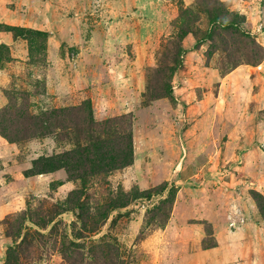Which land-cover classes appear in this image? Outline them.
I'll use <instances>...</instances> for the list:
<instances>
[{
    "label": "rangeland",
    "instance_id": "obj_1",
    "mask_svg": "<svg viewBox=\"0 0 264 264\" xmlns=\"http://www.w3.org/2000/svg\"><path fill=\"white\" fill-rule=\"evenodd\" d=\"M220 5L236 29L212 24ZM183 12L192 33L165 96L156 69ZM86 101L93 121L74 110L38 130L44 111ZM127 121L130 165L38 173ZM255 193L264 0H0V264H264Z\"/></svg>",
    "mask_w": 264,
    "mask_h": 264
},
{
    "label": "trees",
    "instance_id": "obj_2",
    "mask_svg": "<svg viewBox=\"0 0 264 264\" xmlns=\"http://www.w3.org/2000/svg\"><path fill=\"white\" fill-rule=\"evenodd\" d=\"M214 1V0H213ZM217 2V0H215ZM186 12L180 16L179 31L176 34L177 40L173 42V50L171 52H162V56L165 60H159V67L156 71H160L164 77L162 82V88L165 96H170L171 86L170 77L175 71L182 65L183 56L186 54V49L183 47L181 41L189 33V21ZM238 16L233 15L227 9L223 8V5L217 7L215 13L210 15L212 24L223 29H236L238 25ZM11 30H16L11 28ZM169 63V64H167ZM237 63H233L232 66ZM81 110L84 113V120L93 121L92 109L89 101H86L82 107H71V108H59L52 109L49 112H43L40 114L42 118L39 120L40 124L37 125L38 130L50 129L51 124L54 122V127H57L63 117V114H68L72 111ZM109 125L125 123V118L121 117L117 120H109ZM127 126L120 128V136L118 140L111 138L110 136L104 135H89V139L84 146L76 145L68 151H64L56 156L40 157L35 161V164H39L41 168L38 173L53 172L59 169H66L71 165V168L81 170V173L76 178L84 180L88 174H98L102 172H109L113 169L121 168L122 166H128L131 163L133 156L131 131L129 127V121ZM73 177V176H72ZM143 194V193H141ZM152 192L146 193V196H151ZM255 200L259 209V215L264 219V196L255 193ZM106 219V216H104ZM75 243V241H71Z\"/></svg>",
    "mask_w": 264,
    "mask_h": 264
}]
</instances>
